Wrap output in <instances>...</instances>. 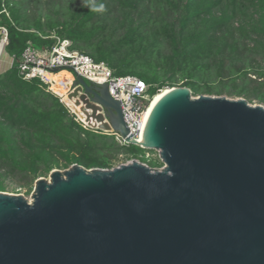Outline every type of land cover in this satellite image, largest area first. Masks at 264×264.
I'll return each instance as SVG.
<instances>
[{
    "label": "water",
    "instance_id": "1",
    "mask_svg": "<svg viewBox=\"0 0 264 264\" xmlns=\"http://www.w3.org/2000/svg\"><path fill=\"white\" fill-rule=\"evenodd\" d=\"M64 72L88 125L163 165L74 163L36 178L31 200L0 191V264H264L262 104L173 86L136 141L106 85Z\"/></svg>",
    "mask_w": 264,
    "mask_h": 264
},
{
    "label": "trees",
    "instance_id": "2",
    "mask_svg": "<svg viewBox=\"0 0 264 264\" xmlns=\"http://www.w3.org/2000/svg\"><path fill=\"white\" fill-rule=\"evenodd\" d=\"M0 26L7 29L3 50L13 57L0 72V191L11 180L28 192L36 178L74 163L163 165L153 149L83 126L39 79H23L17 59L27 43L43 48L53 35L66 38L113 74L142 79L150 93L182 81L194 96L264 106V0H0ZM53 78L57 87L63 75Z\"/></svg>",
    "mask_w": 264,
    "mask_h": 264
},
{
    "label": "built area",
    "instance_id": "3",
    "mask_svg": "<svg viewBox=\"0 0 264 264\" xmlns=\"http://www.w3.org/2000/svg\"><path fill=\"white\" fill-rule=\"evenodd\" d=\"M0 32L2 34L0 40L6 43L7 29L0 26ZM52 38L54 42L50 47L37 48L30 43L25 45L17 59V67L21 77L27 80L39 79L45 84L47 90L58 96L59 100L65 104L83 126L90 125L85 121V116L80 111L79 115L74 108H71L70 105L73 104V100L66 98L69 89L66 88L62 94H59L53 88L55 85L53 77L59 72L67 70L72 74L80 75L92 84L106 85L110 97L120 103L128 135L131 133L132 139L139 141L145 127L143 123L149 102L163 88H157L154 93H150L149 84L142 79L130 74L115 75L103 61H95L89 55L71 49L68 39L55 35ZM91 123L93 126L90 127L100 129L98 122L91 120ZM103 131L114 134L115 139L121 145L130 144L115 131Z\"/></svg>",
    "mask_w": 264,
    "mask_h": 264
},
{
    "label": "bare ground",
    "instance_id": "4",
    "mask_svg": "<svg viewBox=\"0 0 264 264\" xmlns=\"http://www.w3.org/2000/svg\"><path fill=\"white\" fill-rule=\"evenodd\" d=\"M5 42L3 41H0V57H1V54H2V51H3V46H4ZM61 74L63 75V78L60 80V83L59 85L56 87V86H53L54 90L56 91H59L60 93H63L66 89V85H67V82H68V79H69V75L65 72H61ZM170 90V87L168 88H163L162 90L158 91L153 97L152 99L150 100L149 102V105H148V108H147V111L145 113V117H144V126H145V123L150 115V113L152 112V110L154 109V107L156 106V104L159 102V100ZM73 105V104H72ZM75 110H77L76 108H74ZM78 111V110H77ZM144 131V130H143ZM142 135L143 133L141 134V137H140V140L139 141H142Z\"/></svg>",
    "mask_w": 264,
    "mask_h": 264
},
{
    "label": "rangeland",
    "instance_id": "5",
    "mask_svg": "<svg viewBox=\"0 0 264 264\" xmlns=\"http://www.w3.org/2000/svg\"><path fill=\"white\" fill-rule=\"evenodd\" d=\"M0 59H1V61L7 60V59L9 60L8 54L4 50H3V53L1 54ZM181 82L182 81H179L176 86H181L180 85ZM164 88H166V87H164ZM233 98H235V97H233ZM253 104H260V103H258L257 101H254ZM148 155H155V154L154 153H148L147 156ZM130 160H127L125 162L120 161L117 165L122 164V163H126V162H128ZM117 165H115V166H117ZM60 170H63V169H60ZM40 177H44V178L49 180V174L44 175V176H40ZM5 185H6L5 192L10 193V194H20V195L24 196L27 200H31V194H32V191H33V188H34V183H33V185L31 186V188L29 189L28 192H26L27 187H20L17 183H15L14 181H11V180H6L5 181Z\"/></svg>",
    "mask_w": 264,
    "mask_h": 264
},
{
    "label": "crops",
    "instance_id": "6",
    "mask_svg": "<svg viewBox=\"0 0 264 264\" xmlns=\"http://www.w3.org/2000/svg\"><path fill=\"white\" fill-rule=\"evenodd\" d=\"M2 53H3V51H2ZM8 57H9V60L7 59L4 61H1V59H0V71L1 72L6 70L7 68H9L13 64V57H11L9 55H8Z\"/></svg>",
    "mask_w": 264,
    "mask_h": 264
},
{
    "label": "clouds",
    "instance_id": "7",
    "mask_svg": "<svg viewBox=\"0 0 264 264\" xmlns=\"http://www.w3.org/2000/svg\"><path fill=\"white\" fill-rule=\"evenodd\" d=\"M92 10H95V11H98V12H101L104 10V5L103 4H99L98 6L93 4L92 5Z\"/></svg>",
    "mask_w": 264,
    "mask_h": 264
}]
</instances>
